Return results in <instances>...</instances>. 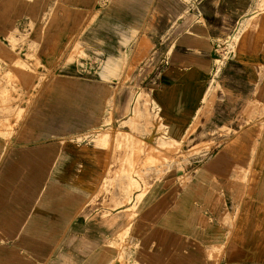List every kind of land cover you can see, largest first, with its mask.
Returning a JSON list of instances; mask_svg holds the SVG:
<instances>
[{"label": "crops", "instance_id": "1", "mask_svg": "<svg viewBox=\"0 0 264 264\" xmlns=\"http://www.w3.org/2000/svg\"><path fill=\"white\" fill-rule=\"evenodd\" d=\"M37 1L36 10V0H0V43L20 22L40 24L54 0ZM59 1L70 8L68 21L60 18L61 44L77 40L113 55L118 44H155L152 93L162 122L181 138L199 118L196 135L182 138L217 147L188 170L187 184L155 187L131 216L134 201L121 203L114 186L103 190L114 176L105 167L112 150L78 137L98 121L67 119L78 112L73 105L27 108L24 119L9 121L10 135L0 134V264H264V117L243 115L264 112V0ZM252 17L256 25L220 68L218 99L206 108L218 45ZM162 44H170L165 58ZM222 95L234 99L223 103ZM111 199L120 204L105 206Z\"/></svg>", "mask_w": 264, "mask_h": 264}, {"label": "rangeland", "instance_id": "2", "mask_svg": "<svg viewBox=\"0 0 264 264\" xmlns=\"http://www.w3.org/2000/svg\"><path fill=\"white\" fill-rule=\"evenodd\" d=\"M39 7H43V2L36 0V10ZM260 8H264V1L260 2ZM69 9L59 0L47 2L40 24L35 25L32 18L27 23L20 22L6 36L4 43H0V57L4 61L0 66V126H4L0 128V134L10 135L13 129L9 121L24 119L27 116L25 110H32L33 105L45 103L51 106L52 111L60 106H75L78 112L68 113L67 119L75 116L81 121L99 123V128L83 129L84 133L78 137L113 152L111 160L105 161V167L113 169L114 176L105 178L103 190L107 192L108 186H114L120 190L121 203L134 201L130 208L132 216L135 203L155 187L187 184L192 179L188 170L217 146L192 145L187 143L189 139L182 138L196 135L199 118L180 134L181 138L173 136L162 122L158 102L152 93L159 68L155 64V44H118L115 55L99 47L89 50L88 44H80L77 40L74 44H69V41L61 44L60 18L68 21ZM252 22L256 25V17L241 22L228 36V42L222 44V48L218 47L203 98L206 108L210 109L218 99L217 75L220 68L234 53L238 54L241 44L237 43L250 30ZM80 27L79 36L83 31V26ZM169 45L162 44V54L159 55L169 56ZM108 55L115 57L109 64L106 60ZM43 56L50 58V65L43 63ZM107 65L110 70L104 69ZM43 92L49 95H40ZM232 99L222 95L223 103H230ZM243 101L252 103L248 98H243ZM258 101L262 98L253 103ZM96 105L98 111H94ZM50 115L52 119L60 120V113ZM243 115L246 120L251 117L261 120L264 112H244ZM232 132V129L222 127V135L229 136ZM200 133L201 130L197 135ZM119 204L116 199H111L104 205L117 207ZM228 248H222V262L223 253ZM211 258L214 262L213 250Z\"/></svg>", "mask_w": 264, "mask_h": 264}, {"label": "built area", "instance_id": "3", "mask_svg": "<svg viewBox=\"0 0 264 264\" xmlns=\"http://www.w3.org/2000/svg\"><path fill=\"white\" fill-rule=\"evenodd\" d=\"M228 38V37H227ZM227 38L222 42L221 41V44L218 45V47H221L222 48V44H226L228 41H227Z\"/></svg>", "mask_w": 264, "mask_h": 264}]
</instances>
